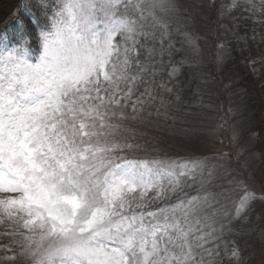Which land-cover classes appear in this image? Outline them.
I'll use <instances>...</instances> for the list:
<instances>
[{
    "label": "snow or ice",
    "instance_id": "snow-or-ice-1",
    "mask_svg": "<svg viewBox=\"0 0 264 264\" xmlns=\"http://www.w3.org/2000/svg\"><path fill=\"white\" fill-rule=\"evenodd\" d=\"M33 7L45 22L36 56L18 14L10 13L19 23L16 43L0 37V238L9 240L0 259L240 264L238 247H221L224 233L233 220H248L258 197L233 174L229 154L157 158L134 127L153 108L168 115L163 93L176 90L178 0H35ZM207 7L221 20L247 15L264 28V0ZM180 35L182 46L196 47L190 32Z\"/></svg>",
    "mask_w": 264,
    "mask_h": 264
},
{
    "label": "rangeland",
    "instance_id": "rangeland-1",
    "mask_svg": "<svg viewBox=\"0 0 264 264\" xmlns=\"http://www.w3.org/2000/svg\"><path fill=\"white\" fill-rule=\"evenodd\" d=\"M27 1L44 25L39 28H44L43 17L33 7L35 0ZM210 2L178 0L181 12L171 20L175 43L171 59L178 68L172 82L176 90L171 96L163 93L165 100H171L168 115L157 116L153 108L152 116L135 123L134 127L142 137L141 142L149 145L148 154L157 158L179 162L188 157L213 158L221 153L229 154L233 174L246 178L250 191H254L258 199L253 203L256 211L247 221H232L221 247L224 244L238 247L240 264H264V212L261 211L264 209V40L259 35L264 28L247 15L235 22L221 20L216 10L207 7ZM18 3L19 0H0V30L9 25L14 31L10 34L16 35L12 38L0 32L3 34L0 37H7L9 44L16 43L19 31V24L11 23L14 19L10 14L19 13ZM222 23L235 24V31L221 27ZM178 28L180 32L191 33L196 47L187 43L181 45ZM33 32L37 33L30 27L27 34L31 54L36 56L39 42ZM221 41L224 49L217 47ZM168 59L166 54L165 61ZM164 79H167L166 73ZM240 194L232 193L231 200ZM7 243V238H0V244ZM4 255L0 251V257ZM0 264L12 262L0 259ZM224 264L234 262L225 259Z\"/></svg>",
    "mask_w": 264,
    "mask_h": 264
},
{
    "label": "trees",
    "instance_id": "trees-1",
    "mask_svg": "<svg viewBox=\"0 0 264 264\" xmlns=\"http://www.w3.org/2000/svg\"><path fill=\"white\" fill-rule=\"evenodd\" d=\"M18 1V0H17ZM27 0H19V4H20V9H19V13L18 15L20 16V19L23 21V23L25 24L27 30L32 27L34 30L35 28L33 26L30 25L31 20H33L34 16L38 19L37 14L34 11V8H32L31 6H29V4H26ZM34 0H31L29 2H32ZM28 2V1H27ZM24 7V9H22ZM15 22H17L15 20ZM14 22V23H15ZM7 27V26H6ZM5 27V30H6ZM2 30V29H1ZM36 31V30H35ZM36 32H33V34H35ZM248 39V38H246ZM247 44V43H246Z\"/></svg>",
    "mask_w": 264,
    "mask_h": 264
}]
</instances>
